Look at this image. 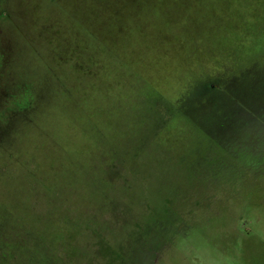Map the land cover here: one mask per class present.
<instances>
[{
  "label": "rangeland",
  "instance_id": "rangeland-1",
  "mask_svg": "<svg viewBox=\"0 0 264 264\" xmlns=\"http://www.w3.org/2000/svg\"><path fill=\"white\" fill-rule=\"evenodd\" d=\"M198 1L79 80L84 24L0 0V264H264V0Z\"/></svg>",
  "mask_w": 264,
  "mask_h": 264
},
{
  "label": "trees",
  "instance_id": "trees-1",
  "mask_svg": "<svg viewBox=\"0 0 264 264\" xmlns=\"http://www.w3.org/2000/svg\"><path fill=\"white\" fill-rule=\"evenodd\" d=\"M56 1H59V3H61V7H60L61 9L64 8L70 12V15L72 16V19L74 21L78 20L79 22L82 23L81 25L84 24L83 27L77 28L78 32L73 31V35L74 37L78 35L81 40L83 39V41L86 43V46H88L87 48L88 51L82 48L80 46L81 44H79L77 40H75V45H73V48L71 50L72 52L71 60L72 58H76L80 55L86 56L85 58L86 65L84 66L85 71L76 73V78L79 79L82 73L91 74L96 71L94 66L100 65L101 45L107 47L104 50L118 51V46L120 44H126L129 46V48L135 49V51L137 52V49L140 47V44L142 43L141 39L144 36L143 31H142L143 24H140L141 22H143L141 21V18L143 16H146L148 18H153L154 21L158 22L157 17L159 16L164 17L163 12L165 11V8L167 5L170 10H174L176 9L177 6L181 5L179 3L183 1L184 3H186L187 0H134L140 3V5L144 4L143 2H145L150 6H155L153 7V10H149L143 6L140 7L136 5H134L135 9H133L132 8L133 6L130 7L131 5L129 4L128 0H116L115 4L111 2L112 0H56ZM119 1H120V5H119ZM121 1L124 3H122ZM134 1L131 0V2H134ZM192 3L194 2H191L190 4L186 3L189 6L188 9H192V7H190ZM196 5L200 7V3L198 0H196L195 2V6ZM210 9L211 8L206 7V4H204V9L202 10L203 16H209L210 14L212 16L213 14L214 17H212L211 19L215 21L216 18H218L220 11L219 12L215 11V13H213ZM134 11L136 12L133 13ZM0 13H1L0 15H2L1 18L3 20V21H0V24H1L2 22H5L4 18L8 16V9L4 6L3 8H0ZM130 14H136L137 16L136 18L134 16L130 18ZM23 15H26V13L23 12ZM221 18H223V15ZM104 20H106L105 21L106 24L103 23ZM33 21L36 22L37 19H33ZM154 21L149 22L148 24H151L152 26L154 24ZM164 21H166V19H164ZM194 21H195V25H199L202 22V19L200 21L199 20H194ZM101 23L104 25L103 28L101 27ZM164 27L165 28L163 29L166 30L165 25ZM167 28L168 29L166 30V32L170 31L169 34H171L172 28H169V27ZM225 32L226 33L231 32V29L227 27ZM150 35H151V40L157 39L162 43V38L159 35L157 36H154L153 34H150ZM167 37L170 38L169 36ZM176 38H177L176 40L179 39L178 37ZM216 39L218 38L216 37ZM171 41L173 40L171 39ZM87 42H90V43H87ZM217 42L222 46L226 44V43L223 44L220 41H217ZM10 43L11 41H9V39H6V38L5 39L3 38V40H0V57H2L1 61L3 60V53L5 54L6 49L9 47ZM59 60L60 61H56V66L59 68L61 66L63 67V64L61 62H63L64 64L66 63V65H69L67 66L68 68L71 67L73 69L75 67V65L70 64L69 60H66L65 56L63 55H59ZM59 62H60V65H59ZM65 70H66V66H64L61 70H59V73L61 71L63 76L67 75ZM69 78H67L65 82V83L72 82L71 86L68 87L70 89L68 92L73 91L72 87L74 86L73 85L74 79H71L72 81H69ZM102 78H103V81L107 79V77L105 78L104 75ZM62 86H64L63 92L68 90L66 85L62 84ZM29 88H30V84H28L27 82V84L24 85L23 90H21L19 94L17 93L11 99H9L13 103V105H15L14 107L15 111L17 108L20 111H24L28 109V106L30 105V100H31V97H30L31 93H30ZM75 92L77 93L78 91L76 90Z\"/></svg>",
  "mask_w": 264,
  "mask_h": 264
},
{
  "label": "flooded vegetation",
  "instance_id": "flooded-vegetation-1",
  "mask_svg": "<svg viewBox=\"0 0 264 264\" xmlns=\"http://www.w3.org/2000/svg\"><path fill=\"white\" fill-rule=\"evenodd\" d=\"M213 86H214L213 84L210 85V87H212V89H213Z\"/></svg>",
  "mask_w": 264,
  "mask_h": 264
}]
</instances>
